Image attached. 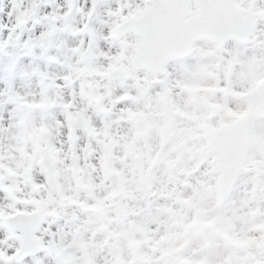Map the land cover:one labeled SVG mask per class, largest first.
Returning a JSON list of instances; mask_svg holds the SVG:
<instances>
[{
  "label": "snow or ice",
  "instance_id": "obj_1",
  "mask_svg": "<svg viewBox=\"0 0 264 264\" xmlns=\"http://www.w3.org/2000/svg\"><path fill=\"white\" fill-rule=\"evenodd\" d=\"M193 89L216 111L203 131ZM184 203L181 227L198 210L217 237L177 253L163 241ZM118 254L264 264V0H0V264Z\"/></svg>",
  "mask_w": 264,
  "mask_h": 264
},
{
  "label": "rangeland",
  "instance_id": "obj_2",
  "mask_svg": "<svg viewBox=\"0 0 264 264\" xmlns=\"http://www.w3.org/2000/svg\"><path fill=\"white\" fill-rule=\"evenodd\" d=\"M257 87H259V85H257ZM186 103L190 106L191 111L193 116H199V123L195 125L196 130L197 131H203L206 127V124L209 120H211L215 115H216V111L215 109L212 107V105H210L207 101V99H205L199 92V90L197 89H193L190 91L189 93V98L186 101ZM161 115H163V110L161 111ZM173 120H177L179 123L182 124H191L192 121H190L187 117L180 115V116H176L173 115L172 117ZM137 127L141 129V125L137 123ZM164 131L161 130L159 135L161 137V141H160V147L162 148L163 145L167 142V139L164 143H162V137L163 134L162 132ZM204 134H207L206 132ZM162 143V144H161ZM129 154L133 155L134 158L132 160V168L137 172V174H139L140 170L142 168H144L145 166L149 165V161L147 159V154L145 153L143 155V158H141L138 155H134L135 153V146L134 145H130L129 147ZM107 175V173H106ZM108 179L111 180V177L108 176ZM218 185L216 186V190L213 193V195L216 198L217 204L221 203V197L219 196V191H218ZM115 193L112 194V197L110 199H115ZM208 193L204 194V197L207 198L208 197ZM191 208V205L189 203H184L182 204L179 208L176 209L175 213H173L174 216V220L172 222V224L170 225V234L168 236V238L163 241V243L166 245V247L168 248H174L177 253H179L180 251H182L185 247H187V245L190 243V241L197 237V236H208L212 233L213 234V238L217 237V233L213 230L212 226L210 224H206V223H201L199 216L197 214V211L193 212V220L192 223L187 226V227H181L184 218L188 215L189 210ZM110 210L115 213L116 209L115 208H111L110 205ZM105 209H101L98 210L95 215L97 218V221L103 226L104 225V221H105ZM253 221H254V217L252 216H247L242 220V223L246 226L244 229H242V231H246V230H250L254 225H253ZM221 239H223V237H220ZM209 239V238H208ZM224 243L230 248L232 249L230 255L231 256H235L236 254H238L241 249L239 246L237 245H233L231 244L229 241L225 240ZM178 245V247H176ZM205 247H207V242L204 245ZM125 254L131 253L134 255V250L131 248L130 245L125 244V248H124ZM116 264H121V257L118 254L116 256Z\"/></svg>",
  "mask_w": 264,
  "mask_h": 264
},
{
  "label": "water",
  "instance_id": "obj_3",
  "mask_svg": "<svg viewBox=\"0 0 264 264\" xmlns=\"http://www.w3.org/2000/svg\"><path fill=\"white\" fill-rule=\"evenodd\" d=\"M139 123H141L142 124V126H143V128H144V124H143V122L142 121H138Z\"/></svg>",
  "mask_w": 264,
  "mask_h": 264
}]
</instances>
